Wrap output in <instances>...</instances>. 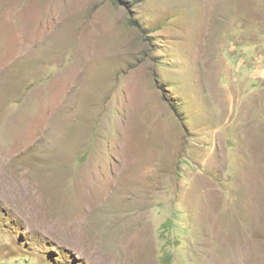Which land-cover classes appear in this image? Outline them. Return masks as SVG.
<instances>
[{"label": "rangeland", "instance_id": "rangeland-1", "mask_svg": "<svg viewBox=\"0 0 264 264\" xmlns=\"http://www.w3.org/2000/svg\"><path fill=\"white\" fill-rule=\"evenodd\" d=\"M2 19L50 34L27 53L0 31V264H264V0H0ZM74 72L58 149L14 152L5 120L57 108Z\"/></svg>", "mask_w": 264, "mask_h": 264}, {"label": "bare ground", "instance_id": "bare-ground-1", "mask_svg": "<svg viewBox=\"0 0 264 264\" xmlns=\"http://www.w3.org/2000/svg\"><path fill=\"white\" fill-rule=\"evenodd\" d=\"M24 26L26 25H23V27L19 29L13 26L11 22H6L3 19L0 20V31L6 34L5 37L10 41L9 43L11 44L25 43L28 45L29 48L28 49L29 52L27 51V53H35L36 50L34 49V46L36 47L37 45L44 42L45 39L47 38V35L50 34L49 33L50 30L45 31L39 29L36 32H34L33 35L30 36V31H31L30 28ZM78 82H79L78 74L74 72L68 78L62 79L60 81V84H58V87L57 85H55L54 87L55 93L59 92V102L58 104H55L54 102L53 103L55 105H58L57 108H49L48 106L43 105L45 103H41V104H36L33 108L24 107L22 109V110H27L29 113L35 114L32 115V117L30 118L27 117L21 118L20 116L16 117L15 113L9 116L5 120L6 122L4 124L8 128V130H5L3 128L2 131V133L6 134V137H8L9 141L7 143V141L2 139V142L7 143L8 146L14 150V152L21 153L24 151V149H29L31 147H37L39 149V146H41L42 144L44 143L47 144L48 136L51 135L53 142L52 148L58 149V144H59L58 129L54 130L50 125L52 122H57L56 116H58L57 113L60 111L61 106L68 104L70 101L76 102V94L72 93L71 95H69V92L79 84ZM15 121L18 122L23 127L18 126L17 132L13 133L12 128L14 126L12 124ZM105 183L107 185H110L112 181L109 180L108 182L107 180V182Z\"/></svg>", "mask_w": 264, "mask_h": 264}]
</instances>
